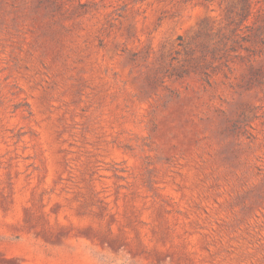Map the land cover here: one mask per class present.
I'll return each mask as SVG.
<instances>
[{
	"label": "rangeland",
	"instance_id": "obj_1",
	"mask_svg": "<svg viewBox=\"0 0 264 264\" xmlns=\"http://www.w3.org/2000/svg\"><path fill=\"white\" fill-rule=\"evenodd\" d=\"M0 264H264V0H0Z\"/></svg>",
	"mask_w": 264,
	"mask_h": 264
}]
</instances>
